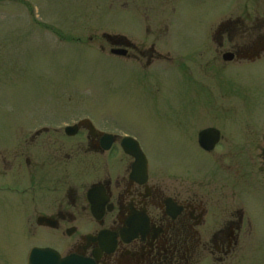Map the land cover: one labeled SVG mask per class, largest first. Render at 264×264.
<instances>
[{
	"label": "rangeland",
	"instance_id": "rangeland-1",
	"mask_svg": "<svg viewBox=\"0 0 264 264\" xmlns=\"http://www.w3.org/2000/svg\"><path fill=\"white\" fill-rule=\"evenodd\" d=\"M244 2L0 0V161L12 157L23 141L38 140L22 150L44 167L37 182L42 199L53 198L51 189L59 193L65 178L72 177L68 164L73 162L66 156L84 140L66 138L63 129L88 120L99 132L133 137L152 176L165 182L193 187L199 178L209 183L220 177L221 161L201 151L196 141L200 131L211 127L233 147V161L241 168L243 145L264 124V100L225 93L223 87L215 105L211 91L202 86L211 72L205 61L199 62L196 46L214 18L264 14V0ZM140 28L169 29L170 35L156 41L157 36H138ZM104 34L143 51L155 43L151 68L145 66L147 56L140 68L133 66V51L131 59L112 56ZM40 140L53 141V147L40 146ZM73 177H82V171ZM81 180L78 186L91 182ZM8 181L0 174V186ZM6 197L5 203H12L14 198ZM247 203L248 237L234 264H264V199L250 197Z\"/></svg>",
	"mask_w": 264,
	"mask_h": 264
},
{
	"label": "flooded vegetation",
	"instance_id": "flooded-vegetation-1",
	"mask_svg": "<svg viewBox=\"0 0 264 264\" xmlns=\"http://www.w3.org/2000/svg\"><path fill=\"white\" fill-rule=\"evenodd\" d=\"M232 14L219 22L212 19V27L203 30L196 46L199 62L205 61L211 72L202 86L211 91L215 105L223 87L225 93L264 100V14L252 18ZM168 31L140 28L138 36L166 40ZM102 37L112 47V56L131 59L133 51V66L140 68L147 56L145 66L151 68L155 43L143 51L123 38ZM84 121L89 122L67 126L75 127L72 136L65 133L67 127L63 129L66 138L84 140L73 155L66 156L73 162L68 164L72 177L65 178L59 193L51 189L53 198L42 199L37 182L41 184L38 176L44 167L22 150L25 143L38 140L23 141L12 157H2L0 174L10 181L0 186V264H28L34 250H49L70 264H234L238 260L250 227L245 219L247 200L264 199V124L243 145L241 168L233 161V147L217 129L200 131L197 145L201 132L219 133L214 148L201 151L221 161L223 171L209 183L197 179L192 187L153 177L148 161L146 175L133 174L135 161L122 148L123 140L133 137L99 132L89 122L91 131ZM39 142L53 147V141ZM80 171L82 177L74 178ZM81 179L91 182L78 186ZM3 196L6 201L14 199L5 203Z\"/></svg>",
	"mask_w": 264,
	"mask_h": 264
},
{
	"label": "water",
	"instance_id": "water-1",
	"mask_svg": "<svg viewBox=\"0 0 264 264\" xmlns=\"http://www.w3.org/2000/svg\"><path fill=\"white\" fill-rule=\"evenodd\" d=\"M114 53L120 54L122 52H114ZM83 123L89 124V122L87 121H84ZM90 128L91 131H94L91 125ZM74 131H75V127H67L65 129V133L68 136H72ZM106 138L110 139L109 136H106ZM218 139H219V133L215 130L208 129L199 134L198 145L200 149H202L203 151L209 152L214 148ZM106 148H108V146ZM122 148L125 154L133 157L135 161L133 164V174L135 175L140 174L142 176L146 175L147 160L144 154L142 153L139 144L131 138H125L122 142ZM69 262L70 261L68 260H60L56 253H53L49 250H34L30 255L28 264H70Z\"/></svg>",
	"mask_w": 264,
	"mask_h": 264
}]
</instances>
